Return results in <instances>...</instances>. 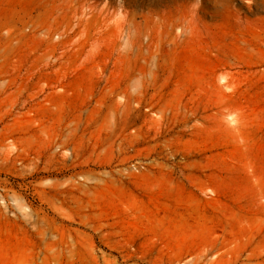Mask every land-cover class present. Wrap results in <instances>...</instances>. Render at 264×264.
I'll return each instance as SVG.
<instances>
[{
	"label": "rangeland",
	"instance_id": "374dc122",
	"mask_svg": "<svg viewBox=\"0 0 264 264\" xmlns=\"http://www.w3.org/2000/svg\"><path fill=\"white\" fill-rule=\"evenodd\" d=\"M255 1L0 0V241H55L52 264H264V56L207 60L220 99L177 37L251 40ZM193 184L220 202L190 206Z\"/></svg>",
	"mask_w": 264,
	"mask_h": 264
},
{
	"label": "bare ground",
	"instance_id": "6f19581e",
	"mask_svg": "<svg viewBox=\"0 0 264 264\" xmlns=\"http://www.w3.org/2000/svg\"><path fill=\"white\" fill-rule=\"evenodd\" d=\"M251 3H252L251 5L256 4V1L251 0ZM198 8L201 11L205 10V7L203 5H199ZM87 13L88 12L86 11L85 16L87 15ZM258 13L261 14L262 12L261 11H257V13L249 12L248 14L251 16V18H253L250 20L253 22L259 21L264 24V16L261 15V17H255L257 16ZM203 14H207V13L203 11ZM209 14L212 20H216V17L214 16L213 13H209ZM241 18H247V17H241ZM252 32L254 36H252L251 40H248L246 38L241 39L238 37H231L230 35H227V33H225L223 35L222 34L215 35L212 43H209L208 38L202 36L197 30L190 31L189 34L181 33L177 35L179 40L185 39L187 40L188 43L185 49V53H187V55H189L190 59L192 60L191 68L194 72V74L191 77H189L188 81L190 80L191 82H198L206 86L214 85L215 95H217L220 99H225L228 96V93L224 89L219 90V87L216 84L215 75L210 73V75L206 79L205 75L202 76L200 74V69L202 68V65L206 63L207 60H213L214 58L217 57V54L222 51L224 52L230 51L232 53L241 55L246 50L249 49L250 51L257 52L264 56V36H262V34L264 35V32L262 34L258 33L259 31L255 28L252 30ZM260 60H261V66H264V57L263 58L261 57ZM220 102L222 101L220 100ZM249 181L251 183L252 190H254L255 192L252 206L256 210L257 219L260 221V224L257 227L260 229L261 234L262 233L264 234V176L253 175L249 178ZM190 186L192 189H190L189 191H186L185 189H180L177 191L179 195H184L188 193L187 202L190 206L194 207L195 209H199L202 206V204L208 206L220 202L218 195L219 192L216 189H209L203 187L201 188L200 186L194 184ZM199 192H201L202 194L204 193L206 198H203V196ZM133 212L135 217L140 219L141 222H148L151 223V225L158 224L159 226H162V221L159 219L158 216L154 215V213L151 210L148 209L134 210ZM169 237L175 239L178 242L180 241V243H182V241L184 242V238L182 237L181 232L177 230L175 227L174 230L170 233ZM44 242H45L44 246L40 245L39 247L38 246L34 247L29 256L22 258L21 254L23 253V250L19 247V245H12L10 241H6V242L0 241V264H32V263L38 264L37 263L38 260H41L43 264H52L53 261L58 263L57 262L58 258L56 255L58 251L56 249L57 246L55 244V241L48 240ZM192 260L194 261V259ZM214 263L215 261L209 264H214ZM194 264H197L196 261L194 262Z\"/></svg>",
	"mask_w": 264,
	"mask_h": 264
}]
</instances>
